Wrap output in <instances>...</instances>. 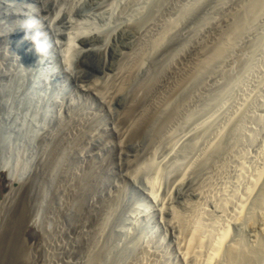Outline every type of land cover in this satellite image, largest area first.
<instances>
[{
	"label": "rangeland",
	"instance_id": "1",
	"mask_svg": "<svg viewBox=\"0 0 264 264\" xmlns=\"http://www.w3.org/2000/svg\"><path fill=\"white\" fill-rule=\"evenodd\" d=\"M31 18L47 58L20 27ZM0 30L13 58L0 97L15 92L0 125L22 129L0 133V264H228V246L264 250V0H0ZM80 85L119 93L103 104ZM36 90L42 107L26 112ZM59 102L76 112L50 118Z\"/></svg>",
	"mask_w": 264,
	"mask_h": 264
},
{
	"label": "bare ground",
	"instance_id": "2",
	"mask_svg": "<svg viewBox=\"0 0 264 264\" xmlns=\"http://www.w3.org/2000/svg\"><path fill=\"white\" fill-rule=\"evenodd\" d=\"M7 2V1H6ZM262 2V1H261ZM260 2V3H261ZM2 3H4V2H2ZM1 3V4H2ZM258 3L259 2H254V7L253 8H256L257 7V5H258ZM9 4V3H8ZM260 5V4H259ZM16 6V5H15ZM31 6H32V4L31 5H28V8L26 9V12H24V14H26L27 16H31L32 14H33V7L31 8ZM6 8V7H5ZM3 12V11H2ZM20 13H22V12H20L18 9H15L14 11H13V13H12V16H18ZM37 15V14H36ZM240 17L243 19V16L242 15H240ZM2 20V19H1ZM43 20V19H42ZM244 20V19H243ZM9 29H7V31H8ZM6 36V37H5ZM8 36H7V34L5 33V31H3V30H0V43L1 42H4L5 40H6V38H7ZM152 41V40H151ZM151 41H148V43H153V42H151ZM28 49V50H27ZM29 49H30V47L29 46H26L25 47V51H24V56H26V54L28 53V51H29ZM0 51H1V47H0ZM28 55V54H27ZM12 56H10V57H8L7 58V55H6V51H4V52H0V59L1 60H3V66L2 65H0V67H11V65H12V59L13 58H11ZM7 58V59H6ZM23 58V57H22ZM6 59V60H5ZM25 60V59H24ZM23 61V60H22ZM66 67V66H65ZM129 71V70H128ZM132 71V70H131ZM133 73V72H132ZM124 74H125V72H124ZM41 76V75H40ZM43 76V75H42ZM126 76V75H125ZM43 78V77H42ZM127 79V77H124L122 80L123 81H125ZM42 80V79H41ZM115 80V79H114ZM0 81H1V77H0ZM40 84V79H39V82H37V86H36V88L35 89H38V85ZM0 84H2V83H0ZM118 86H120V85H118ZM120 87H117V89H119ZM79 90H80V92L81 91H83V92H88V93H90L91 95H93V97H95V99L97 100V101H99V102H101V103H103V104H110L111 103V100H112V98L116 95V93L118 92V91H113V92H109V93H106L104 90H100L99 88H95V87H91V86H88V85H80L79 86ZM169 91V90H168ZM36 92H38L37 90L36 91H34V92H31V93H29V94H26V96L24 97L25 98V102L23 103V107H26V108H23L24 110H26V112H30V111H32V110H36V109H34V106L37 108V109H39L40 107H42L41 106V104H39V105H36V103H37V101L39 100V93H36ZM119 93V92H118ZM38 94V95H37ZM15 97V92L13 91V90H11V89H8V90H6V92H4V97L3 98H1L0 97V105H2V106H4L2 103L3 102H6V103H9L8 101H10L11 100V102H12V98H14ZM16 99V98H15ZM21 105V104H20ZM7 106V105H6ZM4 108V107H3ZM13 108V107H12ZM20 108V107H19ZM14 109V108H13ZM22 109V108H21ZM2 110V109H1ZM76 110H77V108H76V106L74 105V104H72V103H70V102H68V103H66V102H59L58 103V105L55 107V109H54V111H51V112H49L50 114H48V116H50V118H53L54 117V115H55V117H58V119H63V118H67V117H70V116H72L75 112H76ZM18 111V110H17ZM16 111V112H17ZM7 113H9L10 112V107H8V109H7V111H6ZM24 112V111H23ZM5 114L6 113H4V111H2V114H1V117L2 118H4V116H5ZM26 115L27 114H24L23 116H22V118H25L26 117ZM29 115V114H28ZM3 120H5V124L2 122V124L0 125V133H1V130H2V128L3 127H6V125L8 126H12L13 128H14V123L12 124V122L11 121H9V119H6V118H4ZM8 120V122H6ZM23 121H24V119H23ZM123 123V122H122ZM16 124V123H15ZM20 125V124H19ZM22 125V124H21ZM139 126V125H138ZM140 128V127H139ZM15 129V132H17V133H20V132H22L21 130L19 131L18 130V128H14ZM24 130V129H23ZM24 132V131H23ZM120 133V132H119ZM118 133V134H119ZM6 134H8V133H6ZM48 134V133H47ZM26 135V134H25ZM24 135V136H25ZM49 135V134H48ZM51 135V134H50ZM121 135V134H120ZM117 137H119V136H117ZM121 137V136H120ZM38 138V137H37ZM4 139V140H3ZM3 139L0 137V150L2 151V153L5 155L6 154V152L8 153L9 152V150H10V148H11V145H10V142L12 141L11 139H12V135L11 134H8V139H5V136L3 137ZM28 140V139H27ZM122 145V144H121ZM5 152V153H4ZM10 154V153H9ZM263 169H264V167H263ZM175 189V188H174ZM158 192V191H157ZM11 193V192H10ZM150 198V197H149ZM10 199H11V194H8V195H6V197H5V199H4V201H2V203H1V207H5V206H7V204L9 203V202H11L10 201ZM157 199V198H156ZM263 199V198H262ZM152 200V199H151ZM154 201V200H153ZM259 201H260V199H259ZM260 205H261V203H260ZM161 209V208H160ZM159 210V209H158ZM162 210V209H161ZM162 215L163 214H165V215H169L170 213L168 212V211H161L160 212ZM173 216L171 215V218H172ZM167 218V217H166ZM161 219H164V218H162L161 217ZM171 220H173V219H171ZM167 223H169V222H167ZM166 223V224H167ZM168 225V224H167ZM177 225H179V224H177ZM177 225H175L174 223H172V221H171V223L168 225L169 226V230L171 231V233H172V235H175L176 236V234L175 233H178V231H179V227L177 226ZM167 226V227H168ZM180 228H181V226H180ZM182 231V230H181ZM180 231V232H181ZM228 233H229V231H228ZM180 234V233H179ZM226 234H227V232H226ZM177 236H178V234H177ZM176 236V237H177ZM180 237V236H179ZM178 237V238H179ZM177 241V240H176ZM179 241V240H178ZM191 243V242H190ZM219 243V242H218ZM179 244V243H178ZM216 244V243H215ZM239 244H241V243H239ZM217 245V244H216ZM219 245V244H218ZM242 245V244H241ZM213 247H215V246H213ZM212 247V248H213ZM224 247H226V244H225V246ZM211 248V247H210ZM218 248V247H217ZM186 249V248H185ZM219 249V248H218ZM214 250H217V249H214ZM220 250V249H219ZM224 250V249H223ZM160 251V250H159ZM209 251H211V250H209ZM208 251V252H209ZM213 252V251H212ZM224 252V251H223ZM185 253V252H184ZM211 253V252H210ZM214 253V252H213ZM155 254V253H154ZM215 254V253H214ZM221 254V253H220ZM219 254V255H220ZM226 254H227V256H226V258L227 259H229V263L228 264H260L259 262L262 260V257H263V255H264V250H263V248L261 247V246H257L256 248H252V249H246V248H244V247H242V246H234V245H231V246H228V250H227V252H226ZM157 255V254H156ZM185 255V254H184ZM186 256V255H185ZM210 256V254L208 255V257ZM185 258V257H184ZM212 258V257H211ZM183 259V258H182ZM184 260V259H183ZM212 260V259H211ZM186 261V260H185ZM228 261V260H227ZM210 263V262H209ZM211 264V263H210ZM224 264V263H223Z\"/></svg>",
	"mask_w": 264,
	"mask_h": 264
},
{
	"label": "clouds",
	"instance_id": "3",
	"mask_svg": "<svg viewBox=\"0 0 264 264\" xmlns=\"http://www.w3.org/2000/svg\"><path fill=\"white\" fill-rule=\"evenodd\" d=\"M25 32V39L30 40L39 57L47 58L51 48L48 33L44 29L43 23L35 18L27 19L20 26Z\"/></svg>",
	"mask_w": 264,
	"mask_h": 264
}]
</instances>
